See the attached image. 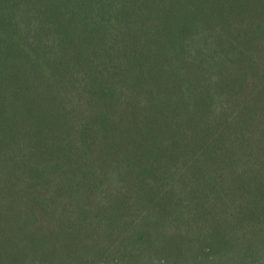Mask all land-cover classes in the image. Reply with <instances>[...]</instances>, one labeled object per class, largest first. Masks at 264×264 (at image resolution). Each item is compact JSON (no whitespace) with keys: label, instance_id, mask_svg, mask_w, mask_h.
Returning <instances> with one entry per match:
<instances>
[{"label":"trees","instance_id":"trees-1","mask_svg":"<svg viewBox=\"0 0 264 264\" xmlns=\"http://www.w3.org/2000/svg\"><path fill=\"white\" fill-rule=\"evenodd\" d=\"M0 264H264V0H0Z\"/></svg>","mask_w":264,"mask_h":264}]
</instances>
